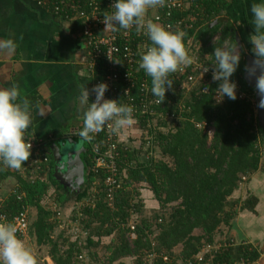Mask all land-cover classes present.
<instances>
[{"label": "trees", "instance_id": "1", "mask_svg": "<svg viewBox=\"0 0 264 264\" xmlns=\"http://www.w3.org/2000/svg\"><path fill=\"white\" fill-rule=\"evenodd\" d=\"M233 1L203 0L202 12L195 24L201 36L202 54L214 57L212 53L215 46H223L226 42L227 45L237 43L235 37L236 34L240 37L241 28L232 23L225 13ZM71 26L73 32L79 33V21L72 22ZM217 32L220 33L218 42L209 45ZM193 33V29L187 31L188 35ZM240 40L242 44L237 43L241 47L240 64L230 79L237 84L238 93H243V96L240 97L237 93L234 101L227 97L217 101L214 93L219 82L213 81L208 93H202L197 88L187 96L171 97L172 102L181 100L188 111L183 112L167 132H149L156 145L154 148H158V152L167 161L147 158L146 153L150 154L149 150L144 149V144L141 147L122 148L119 168L124 182L123 187L114 194L112 207L106 201L102 172L94 171L88 148L84 155L86 172L81 179L83 188L76 199L78 202L92 200V203L83 205L81 209L87 216L84 224L91 231L86 239L87 243L81 249L96 247L101 243L102 237L115 234V238L104 246L109 264H126L122 259L129 256L135 258L134 264H139L144 262V253L152 249L149 234L157 230L154 249L167 255L170 260L164 262L158 259L155 264H176L178 258L187 264L188 261H195V256L204 243L213 242L221 223L229 222L233 214L226 208L228 198L238 188L242 177L250 176L261 167V150L257 145L264 144V133L252 102L255 91L244 77L245 58L247 55L254 57L252 45L244 44L241 37ZM28 104L33 117L36 108L31 103ZM197 123H207L213 129L211 136L204 128L197 127ZM29 130L30 127L28 133ZM46 148L44 145L43 152L48 161L43 163V176L40 175L32 182L17 175L20 188L13 190L4 199L0 211L13 215L23 208H27L28 213L30 209H34L35 216L28 233L35 238L36 245L48 248L53 264H79L77 254L81 250L78 243L73 241L66 250L61 249V244L52 237L61 218H53L56 212L41 203L51 196V199L60 202L66 195L64 188L72 190L75 184V180L56 177L52 157ZM154 148L156 154L157 150ZM47 167L48 172L45 171ZM50 186L55 188L53 195L48 194ZM144 188L158 202L160 213L154 215V220H141L137 216L132 220L136 231L132 246L126 238V224L131 220L129 210L132 207L136 215L141 212L142 202H134L133 197L140 196V190ZM168 205V215H164L161 209ZM196 230L200 232L195 234ZM177 246H181L179 254L174 252ZM89 253V259H93L94 253ZM245 256L249 259L257 257L250 252H246ZM225 261H229L228 254L220 253L212 258L211 264H222Z\"/></svg>", "mask_w": 264, "mask_h": 264}, {"label": "built area", "instance_id": "2", "mask_svg": "<svg viewBox=\"0 0 264 264\" xmlns=\"http://www.w3.org/2000/svg\"><path fill=\"white\" fill-rule=\"evenodd\" d=\"M36 2L67 22H80L81 27L78 34L82 38L85 48V65L90 76L88 89H92L93 86L101 82L107 83L108 90L105 92V99H117L118 103L134 107V122L141 131L139 143L126 142L125 140L129 138H122L123 128L119 133L113 134L111 123L107 124L100 133L95 134L92 140H88L82 135L89 143V156L94 171L102 172L106 201L112 207L114 194L123 187L124 182L119 168L122 148L141 147L144 144V149L149 150V154L152 155L156 145L149 132L153 130L164 132V122L169 121L171 123L167 124L174 126L173 122L178 121L181 114L188 111V107L182 104V101L175 104L170 98L177 95L187 96L197 88L202 93H208L209 86L214 81L212 79L213 66L209 67L210 63L201 52V36L195 25L202 12L203 0H165L163 7L155 8L153 11L149 9L147 12L146 19H150L168 30L179 29L185 33L183 42L188 55L193 59L190 66L170 75L173 89L166 92V99L162 104L156 103V98L150 94L148 89L151 88V78L139 68L142 53L146 48L152 46L148 37L135 28L120 29L117 33H112L105 28L103 15L114 11L113 0H36ZM190 29L194 31L192 35L187 34ZM212 39L213 37L211 42ZM205 66L209 67L207 73H203ZM236 90L238 93V86ZM217 93L218 90L214 93L215 99L220 98ZM238 94L240 97L243 96V93ZM91 100H94V94L90 95L89 106ZM196 126L204 128L211 136L213 129L207 126V123H197ZM25 138L32 146L28 159L29 167L37 174H41L44 171L43 163L48 161L43 152L46 140L43 137H32L27 131ZM136 143L138 144L136 145ZM245 179L246 177H242L241 182ZM30 181L34 182V178ZM83 205L85 204L82 203ZM49 209L56 212L53 218H63V214L55 204L50 205ZM75 211L72 226L74 225L73 234H76L77 238L79 233L81 234L84 230L85 218L82 217L81 211L77 209ZM129 214L131 220L126 224L128 227L126 236L133 243L136 239V231L135 223L132 220L137 216L133 207L129 210ZM0 222L14 224L18 229L17 237L21 239L28 233V209L23 208L13 215L0 211ZM151 236L152 234H149L152 249L144 253V263L139 264H155L158 259L164 262L169 261L167 255L158 253L154 249L155 243L152 242ZM75 241L77 242L76 239ZM77 243L81 250L77 254L78 261L81 264H93L87 250L81 249L82 244ZM234 245L235 240L231 237H216L213 242L204 243L200 252L195 256V261H188L187 264H211L214 256L226 253Z\"/></svg>", "mask_w": 264, "mask_h": 264}, {"label": "crops", "instance_id": "3", "mask_svg": "<svg viewBox=\"0 0 264 264\" xmlns=\"http://www.w3.org/2000/svg\"><path fill=\"white\" fill-rule=\"evenodd\" d=\"M257 2L259 0H234L225 12L232 23L240 26V37L244 44L250 43L249 37L254 32L250 7ZM76 33L72 31L70 22L54 15L36 0H0V42L8 39L16 42V47L12 49L0 47V87L19 86L21 100L26 99L36 108L29 132L32 137L45 138L47 153L54 164L53 172L59 179L65 177L58 175L60 168L54 161L52 144L72 140V136L68 137L72 133L78 136L76 134L81 132L84 114L89 106L80 102L85 87L89 88L90 76L85 65L82 38ZM123 129L124 132L131 131L132 136H139L140 129L135 122ZM67 150L62 147L60 152L64 161ZM45 171L48 172V167ZM17 175L30 181L41 174L29 167V160L19 170L0 165V205L13 190L20 188ZM243 182L241 189L238 188L239 191L235 193V200L227 208L233 214L226 222L227 231L219 226L215 232V237H223L225 233L227 237L235 239V245L226 252L229 261L222 264H264L262 159L261 167ZM49 188L55 191L53 186ZM66 190L64 188V192ZM146 190L143 195L140 190L142 197L149 195ZM56 202L52 199L48 205L55 204L57 207ZM70 220L72 224L74 218ZM26 236L20 240L23 241ZM246 252L255 253L257 257L249 259L245 256ZM47 260H51L49 255ZM179 263L186 264L182 261ZM179 263L177 260L176 264Z\"/></svg>", "mask_w": 264, "mask_h": 264}, {"label": "clouds", "instance_id": "4", "mask_svg": "<svg viewBox=\"0 0 264 264\" xmlns=\"http://www.w3.org/2000/svg\"><path fill=\"white\" fill-rule=\"evenodd\" d=\"M164 5L165 0H113L114 11L103 15L105 28L112 33H117L120 29L135 28L151 41L152 46L146 48L141 55L139 68L151 78V88L148 90L158 104H162L166 99V92L173 89L170 75L193 63L183 42V31L168 30L146 19L149 9ZM250 12L254 32L249 40L254 60L246 71L249 77L255 78V88L260 96L258 107L264 109V0L253 3ZM0 47L12 49L16 47V42L8 39L0 42ZM212 55L215 59L212 64V79L219 82L218 101H222L224 97L236 100L237 84L230 78L240 64V47L237 43L215 46ZM208 71L209 67L205 66L203 73ZM107 90V83L101 82L92 89L85 87L80 96V102L88 105L90 95L94 94V100L86 108L83 120L82 135L88 140H92L109 123L113 134H117L134 122V107L118 103L117 99H105ZM32 122L28 101L21 100L19 86L0 87V165L19 170L28 161L32 146L26 141L25 133ZM17 231L14 224L0 222V264H37L30 249L17 237Z\"/></svg>", "mask_w": 264, "mask_h": 264}, {"label": "rangeland", "instance_id": "5", "mask_svg": "<svg viewBox=\"0 0 264 264\" xmlns=\"http://www.w3.org/2000/svg\"><path fill=\"white\" fill-rule=\"evenodd\" d=\"M152 11H153V9H152ZM215 35H214L215 37L213 36L212 42L210 41L209 45H214L215 42L216 43L218 42V40L220 38V33L217 32ZM226 44H227V42L224 45H226ZM240 51H241V47H240ZM204 56H205L207 62L210 63L209 67L212 66V64L215 62L214 57H211L210 55H208V56H210V57H208L205 54H204ZM202 58H204V57L202 56ZM217 90H218V88H217ZM219 99H216V100L218 101ZM179 101H181V100H179ZM178 102H175V104L178 103ZM252 102L255 105V115H256V118H257L258 110H257V105H256V95H255V93H254V98H253ZM161 122H164V121H161ZM167 123L170 124L171 122L167 121ZM167 123L164 122V131L165 132L168 131L167 128H171L172 127L171 126L172 124L168 125ZM175 123H177V121L173 122V124H175ZM261 130H262V133H264V129L262 127H261ZM130 132H128L127 130H125V132L123 131L122 138L123 139L129 138L128 140H125L128 143H132V142H138L139 143L140 138H141L140 137L141 131L139 133V136H132V134ZM138 143H136V145ZM68 145H70L69 148H72L73 146H75V144H73L71 141H69ZM77 145H79V144H77ZM257 147L261 150V158L264 161V144L260 143V144L257 145ZM154 149H155V151L157 150L156 154L154 153V156H153V155H148L146 153V157L147 158H152V159H155V160H166L167 161L166 157H163L158 152V150H159L158 148H154ZM66 179H68V178H66ZM84 182H85V180H84ZM243 183L244 182H241L238 185L239 189H241V186H242ZM82 188H83V183L81 182V180H79L76 184H74V187H73L72 190L68 189V190L65 191L66 195L64 196L63 200H61L60 202H56V203H58L57 208L61 211V214H63V218L60 219L61 221L58 222V225L55 227V229H54V231L52 233V237H53L54 240H56L57 242H59L61 244V246H62L61 249L62 250H66L67 247H68V244L73 242L75 239L77 240V242L81 243L82 246H84L87 243V241H86L87 237H89V235H90V231L91 230L86 225H84V230L81 232V234L79 233L78 237L76 238V234L75 235L73 234L74 225L72 226V224L69 223V221H71L70 217L71 216H75V214H76L75 210L76 209L82 212V210H81L82 209V203L87 205L88 203H90L92 201V200L86 199V200H82L81 202H78V200L76 199V195L82 190ZM93 189H94V185L92 184V190ZM144 189H141L142 195L145 194ZM239 189L238 190H234V192L229 196V198H228V202H229L228 206L233 202V200H235L234 199V196L236 195L235 193L238 192ZM146 191H148V190H146ZM148 193H149V195H147V197H142V195H140L141 197L140 196L133 197L135 199L134 202H136V201L138 202V200H139L143 204V208L141 209V212L137 214V217H139L141 220L143 218H146V219L153 218V220H154V215L157 214V213H160V206H159L158 202L153 198V195L151 194L150 191H148ZM48 194L49 195H53L54 194L53 188H51V189L49 188ZM51 198H52V196L49 199L45 198L44 200H42L41 203L44 206H46V208H49L48 204H49L50 201H52ZM228 206L226 208H228ZM169 207H170V205H168L166 208L163 207L161 209V211L164 212V215L165 214L168 215ZM233 207H236V206H233ZM34 216H35V210L34 209H30L29 210V222L30 223H32V221L34 219ZM82 217L87 218V216L83 212H82ZM222 225H223V227H222ZM220 226H221V228H224L225 231H227L226 230V228H227L226 222L223 221ZM156 232H158V231L154 230V233L151 236V240H152V242L155 243V247H156V240H155ZM194 232H195V234H198L200 231L196 230ZM223 235H224V237L229 238V237H227V235H225V233H223L222 236ZM114 238H115V234H112V235H110L108 237H102L101 241H100L101 243L98 246L92 247V248H89V249L86 248L88 254H90L89 253L90 251L92 253H94L93 259L90 257V260H91V262L93 264H109L108 257H107V254L105 252L106 250H105L104 246L106 244H108L110 242V240H112ZM126 238H127L128 241H130L129 243H131V245H132L133 243L131 242V240H129V237L126 236ZM23 241H24V244L26 245V247L28 249H30L32 254L38 260L39 264H53L51 262V260H49V261L47 260L48 248L47 247H39V246H37L33 236H31L30 234H27V236L24 238ZM180 251H181V246H177V247L174 248V252L176 254H179ZM175 253H174V256H177ZM88 256H90V255H88ZM143 258H144V255L142 256V259ZM177 260H178V263H179L180 262L179 258ZM177 260H176V262H177ZM122 261L125 262L126 264H134L135 258L131 257V256L124 257L122 259ZM140 263H144V262H140ZM79 264H81V263H79ZM113 264H116V263H113Z\"/></svg>", "mask_w": 264, "mask_h": 264}, {"label": "water", "instance_id": "6", "mask_svg": "<svg viewBox=\"0 0 264 264\" xmlns=\"http://www.w3.org/2000/svg\"><path fill=\"white\" fill-rule=\"evenodd\" d=\"M237 43L241 45V40L238 34H236L235 37ZM254 60L253 56L247 55L245 58V72L244 77L247 82V84L252 87L255 90L256 95V105H257V120L260 124V126L264 129V109H260L258 107L260 96L256 91L255 88V78L249 77L246 68L252 64ZM73 134V133H72ZM69 134L68 137L72 136V140L64 141L63 143H54L52 144V153L53 158L56 164H58L57 168H60V171H58V175L65 178H70L72 180L77 179L78 181L83 179V175L86 172V165L84 161V155L87 153L89 148V143L82 137V133L79 132V134H76L78 136H73L75 134ZM74 138V139H73ZM69 141H71L75 146L72 148H69L70 145H68ZM79 144V145H77ZM62 147H66V160H62L60 152ZM58 162V163H57Z\"/></svg>", "mask_w": 264, "mask_h": 264}, {"label": "flooded vegetation", "instance_id": "7", "mask_svg": "<svg viewBox=\"0 0 264 264\" xmlns=\"http://www.w3.org/2000/svg\"><path fill=\"white\" fill-rule=\"evenodd\" d=\"M78 181L75 180V184L77 183Z\"/></svg>", "mask_w": 264, "mask_h": 264}]
</instances>
